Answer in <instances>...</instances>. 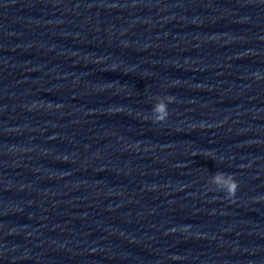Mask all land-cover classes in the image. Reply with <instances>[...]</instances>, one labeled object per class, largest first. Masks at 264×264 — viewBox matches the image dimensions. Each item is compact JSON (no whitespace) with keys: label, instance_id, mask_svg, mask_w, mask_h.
I'll list each match as a JSON object with an SVG mask.
<instances>
[{"label":"clouds","instance_id":"clouds-1","mask_svg":"<svg viewBox=\"0 0 264 264\" xmlns=\"http://www.w3.org/2000/svg\"><path fill=\"white\" fill-rule=\"evenodd\" d=\"M157 111L165 112V115L167 114L166 111H165V109L162 106L160 108H158ZM159 119H164V116H160ZM235 187H236V185L233 184V186H232V192H233V194L235 192Z\"/></svg>","mask_w":264,"mask_h":264}]
</instances>
